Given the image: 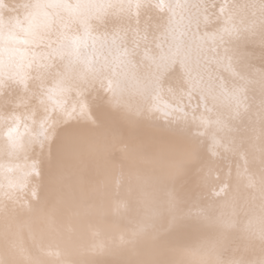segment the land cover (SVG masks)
<instances>
[{"label": "snow or ice", "instance_id": "6c2138e0", "mask_svg": "<svg viewBox=\"0 0 264 264\" xmlns=\"http://www.w3.org/2000/svg\"><path fill=\"white\" fill-rule=\"evenodd\" d=\"M0 264H264V0H0Z\"/></svg>", "mask_w": 264, "mask_h": 264}, {"label": "bare ground", "instance_id": "6f19581e", "mask_svg": "<svg viewBox=\"0 0 264 264\" xmlns=\"http://www.w3.org/2000/svg\"><path fill=\"white\" fill-rule=\"evenodd\" d=\"M13 2H14V0H7V3H9V4H11Z\"/></svg>", "mask_w": 264, "mask_h": 264}]
</instances>
